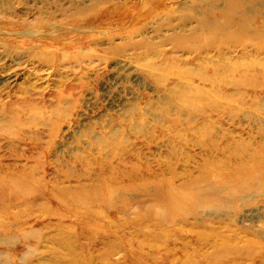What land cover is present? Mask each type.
<instances>
[{"label": "rangeland", "instance_id": "1", "mask_svg": "<svg viewBox=\"0 0 264 264\" xmlns=\"http://www.w3.org/2000/svg\"><path fill=\"white\" fill-rule=\"evenodd\" d=\"M263 4L0 0V264H264Z\"/></svg>", "mask_w": 264, "mask_h": 264}, {"label": "bare ground", "instance_id": "2", "mask_svg": "<svg viewBox=\"0 0 264 264\" xmlns=\"http://www.w3.org/2000/svg\"><path fill=\"white\" fill-rule=\"evenodd\" d=\"M217 1V0H216ZM238 5H245L249 2V0H234ZM251 1V0H250ZM259 5V4H258ZM264 5V4H263ZM236 36V35H235Z\"/></svg>", "mask_w": 264, "mask_h": 264}]
</instances>
